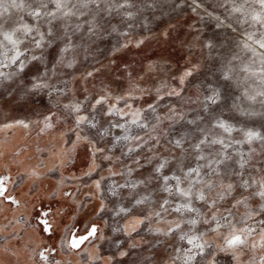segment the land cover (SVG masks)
I'll return each mask as SVG.
<instances>
[{
	"label": "rangeland",
	"instance_id": "obj_1",
	"mask_svg": "<svg viewBox=\"0 0 264 264\" xmlns=\"http://www.w3.org/2000/svg\"><path fill=\"white\" fill-rule=\"evenodd\" d=\"M132 2L133 27L129 28V21L116 16L112 21L116 31L111 30L112 25H105L94 35L81 31L71 36L72 47L67 52H61L64 40L53 41L42 49H33L23 71L15 67L2 69L14 74L7 79L0 77V175L11 177L8 194L18 203L0 199V264H108L109 257L111 264H172L175 249L182 246L176 233L164 236L148 231L167 230L166 223H157L155 219L141 226L139 235L127 237L115 233L113 228L120 218L113 215L112 209L129 205L133 197L150 196L152 203L143 207L154 210L167 197L153 167L158 160H171L170 151L181 156L179 150H170L167 141L181 130L192 129L184 121L203 115V97L207 94L204 85H216L221 65L240 52L237 42L248 26L241 28L232 16L226 23L231 22L235 32L216 27L214 17L229 16V7L221 6L227 5L228 0H196L201 7L195 11L193 0ZM22 15L23 11L13 10L10 23ZM125 32L128 34H121ZM141 40L143 43L137 47ZM209 42L212 48L206 47ZM124 44L127 47H122ZM32 54L39 59L31 60ZM69 62L72 67L67 66ZM186 70H192L193 75L181 84L179 77ZM89 71L93 72L91 77H87ZM38 82L48 87L34 88ZM173 89H183L181 96H168ZM220 90L225 91L223 86ZM242 91L243 86H230L229 98L222 96L220 110L213 115L264 135V103L259 97L255 101L245 99ZM105 93L111 97L130 96L127 102L133 109L144 110L150 135L158 140L153 142L133 126L131 135L139 133L147 141L143 147H138L136 141L115 142L108 137L96 143L102 149L96 152L91 145L78 141L77 114L64 105L79 102L84 105L81 114H88V105ZM149 105L157 107L155 115L161 117L158 123L153 120ZM169 105L177 108L184 121L176 116L168 118ZM123 106L120 101L118 107ZM48 115H52L50 122L44 120ZM45 123L51 127L46 128ZM201 123L207 126V120ZM153 124L155 131H151ZM79 131L83 135L88 128L82 126ZM113 133L121 134L115 129ZM232 135L234 139H242L239 132ZM129 147L136 150L126 155ZM237 150L244 153L254 150L251 155L256 168L264 162V142L254 140L251 145L234 144L229 149ZM137 159L139 165L134 163ZM32 171L35 176L28 175ZM164 172L171 174L170 167ZM140 180L146 183L135 189L118 188ZM114 188L118 190L117 196L111 195ZM260 204L264 201L259 198L250 201L253 207ZM196 206L207 211L199 202ZM243 211L241 208L240 212ZM45 212L47 216L43 215ZM165 218L175 219V214L165 213ZM45 219L50 230L44 228ZM93 223L98 225L99 239L85 242L79 249L68 247L72 233L84 234ZM117 238L123 241L121 249L127 256L113 255L116 252L113 241ZM133 243L136 247L131 246ZM45 249L47 261L39 255ZM252 254L245 249L237 260L230 254L219 253L216 260L217 264H248ZM255 255L258 258L260 252ZM176 264H182V260Z\"/></svg>",
	"mask_w": 264,
	"mask_h": 264
},
{
	"label": "snow or ice",
	"instance_id": "obj_2",
	"mask_svg": "<svg viewBox=\"0 0 264 264\" xmlns=\"http://www.w3.org/2000/svg\"><path fill=\"white\" fill-rule=\"evenodd\" d=\"M193 4V11L201 7L196 0H193ZM221 6L229 7V16L224 19L214 17L217 28H230L235 32L233 24L226 23L232 16L236 17L238 26L248 27L243 31L242 39L237 42L240 52L221 65L216 85H204L207 94L203 97V115L184 121L174 105L168 106L169 119L176 116L193 127L190 131L181 130L176 137L167 141L170 150H179L181 156H174L170 151L171 160H158L153 167L155 178L160 181L161 190L167 197L154 210L143 207L152 203L150 196L133 197L129 205H119L112 209L113 215L120 218L113 231L127 237H132L134 233L139 235L141 226L153 219L157 223H166L167 230L149 228L148 231L164 236L177 234L182 246L175 249L172 264H176L177 260H182V264H198L199 261L217 264L216 257L219 253L230 254L239 260V253L245 249L253 253L248 264H264V204L259 207L250 205L254 198L264 201V162H261L260 168H256L251 155L254 150L248 153L229 151L234 144L251 145L254 140L264 142V135L251 128L237 127L221 116L213 115L220 110L222 96L224 99L229 98L228 88L232 85L243 86L242 96L245 99L255 101L259 97L261 103H264V0H228L227 5ZM134 7L132 0H0V77L7 79L14 74L2 69L15 67L23 71L29 60V53L33 49H42L53 41L64 40L61 52H67L72 47L71 36L81 31L94 35L105 25H112L111 30L116 31V26L112 24L116 16L121 17L122 21H129V28L133 27L130 21L135 18V13L130 9ZM13 10L23 11L24 15L10 23ZM140 43L143 40L137 42L136 46ZM122 47H127V44ZM206 47L212 48L213 45L209 42ZM37 59L39 57L35 54L31 55V60ZM236 61L239 63H234ZM67 66L72 67V63L69 62ZM92 75V71L87 72V77ZM192 75V70H186L179 77L180 83L184 84L186 78ZM221 86L225 89L223 93ZM33 87L48 85L38 82ZM182 91L183 89H173L167 95L180 97ZM129 98L130 96L111 97L108 93L99 95L88 105V114H81L84 105L79 102L65 104V109L77 114V140L91 145L96 152L102 151L96 147V143L108 137H112L115 142L136 141L138 147H143L147 143L145 137L139 133L131 135L134 126L156 142L158 138L150 135V125L144 116V110L133 109L127 102ZM120 101L124 102L123 107H118ZM148 110L158 123L161 117L155 115L157 107L149 105ZM44 120L50 122L52 115L45 116ZM204 120H207V126L201 123ZM19 123L23 124L22 121ZM23 126L27 127L26 124ZM82 126L88 128V133L81 135L79 129ZM45 127H51V124L45 123ZM155 128V124L151 125V131H155ZM114 129L121 134L114 135ZM234 132L241 133L242 139H234ZM135 150L129 147L125 154ZM134 163L139 165L140 161L137 159ZM169 167L171 174H166L164 170ZM173 168L175 171H171ZM28 175L35 176L36 172L32 171ZM10 182V176L0 175V199L17 204L16 198L8 194ZM145 183V180H140L119 185L118 188L135 189ZM96 187H100L98 181ZM111 195L117 196L118 190L114 188ZM197 202L207 211L197 207ZM241 208L244 209L242 213ZM165 213H174L175 219L167 220ZM43 215L47 216L48 213ZM42 223L45 230H50L47 219ZM96 239H99L98 225L93 223L84 234L72 233L67 245L72 249H79L85 242L91 243ZM122 244L123 241L119 238L113 241L116 249L113 255H128L121 249ZM131 246L136 247V244ZM47 251L45 249L39 254L44 261L48 260L45 255ZM257 251L260 252L258 258L255 255ZM111 259L112 257L108 258V264H111Z\"/></svg>",
	"mask_w": 264,
	"mask_h": 264
}]
</instances>
